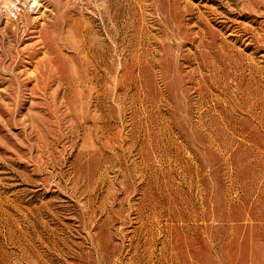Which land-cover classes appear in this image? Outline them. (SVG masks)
<instances>
[{
  "label": "rangeland",
  "instance_id": "374dc122",
  "mask_svg": "<svg viewBox=\"0 0 264 264\" xmlns=\"http://www.w3.org/2000/svg\"><path fill=\"white\" fill-rule=\"evenodd\" d=\"M0 264H264V0H0Z\"/></svg>",
  "mask_w": 264,
  "mask_h": 264
}]
</instances>
